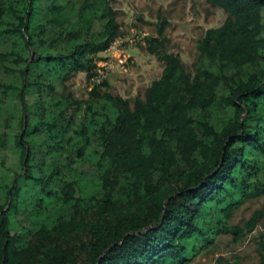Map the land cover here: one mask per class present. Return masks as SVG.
Returning <instances> with one entry per match:
<instances>
[{"label":"trees","instance_id":"obj_1","mask_svg":"<svg viewBox=\"0 0 264 264\" xmlns=\"http://www.w3.org/2000/svg\"><path fill=\"white\" fill-rule=\"evenodd\" d=\"M208 1L227 15L193 69L151 43L164 66L131 104L94 80L111 0H0V264H186L254 227L230 217L264 194V0Z\"/></svg>","mask_w":264,"mask_h":264},{"label":"rangeland","instance_id":"obj_2","mask_svg":"<svg viewBox=\"0 0 264 264\" xmlns=\"http://www.w3.org/2000/svg\"><path fill=\"white\" fill-rule=\"evenodd\" d=\"M111 3L120 21L119 41L97 52L94 60L96 68L108 65L107 83L101 85L102 89L122 94L131 104L136 95H143L145 87L161 74L164 66V61L149 50L151 43L159 41L160 49L177 53L186 68L193 69L199 56L198 39L227 15L222 7L208 0H111ZM129 37H134L132 43ZM150 37L156 39L149 40ZM66 83L80 98L87 97L94 84L83 70L73 73ZM255 211L260 217L250 231L239 238L230 233L219 234L186 264H260L258 248L264 249V194L245 198L233 210L230 221L243 225ZM27 215L15 213L22 224L27 222ZM10 226H15L13 220Z\"/></svg>","mask_w":264,"mask_h":264},{"label":"built area","instance_id":"obj_3","mask_svg":"<svg viewBox=\"0 0 264 264\" xmlns=\"http://www.w3.org/2000/svg\"><path fill=\"white\" fill-rule=\"evenodd\" d=\"M128 40L132 43L134 41V37H129ZM117 41H119L118 38H116L114 40V42L109 46V48L111 46H113V44H115ZM106 76H108V65L107 64H101V66L99 68L97 67V73L94 77V80L99 82Z\"/></svg>","mask_w":264,"mask_h":264}]
</instances>
